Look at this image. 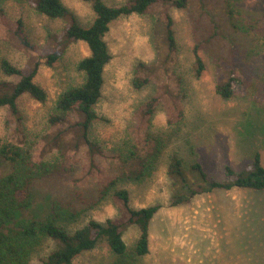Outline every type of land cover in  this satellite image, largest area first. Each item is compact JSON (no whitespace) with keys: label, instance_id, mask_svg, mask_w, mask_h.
Wrapping results in <instances>:
<instances>
[{"label":"rangeland","instance_id":"374dc122","mask_svg":"<svg viewBox=\"0 0 264 264\" xmlns=\"http://www.w3.org/2000/svg\"><path fill=\"white\" fill-rule=\"evenodd\" d=\"M84 25L94 20V12L83 0H62ZM118 6L128 0H104ZM188 0L185 9L160 4L145 15L132 14L110 25L105 40L112 53L106 68L103 97L97 111L100 120L95 136L105 157L97 163L105 174L123 177L121 188L129 190L131 206L159 205L150 227V252L135 254L139 229L127 226L123 236L128 256L118 258L102 241L98 247L78 256L73 264H264V191L215 190L197 195L190 203L172 205L173 181L168 174L171 157L178 154L186 169L199 161L212 178L226 179L225 167L240 172L250 167L257 153L264 166V0ZM4 19L0 25V61L8 59L29 75L37 61L41 63L34 81L48 93L41 104L29 95L18 100V113L0 108V138L35 155L41 137L50 131L49 115L58 97L69 87L83 83L77 68L89 56L82 42H61L60 59L47 65L41 55L57 43L50 35L64 33L66 22L39 14L32 0H0ZM230 5V6H229ZM234 8V15L230 9ZM174 19L178 49L169 51L165 43L166 15ZM22 20L24 34L39 47L31 52L23 47L18 35ZM205 63L201 77L196 76L194 50ZM140 64L148 85L136 89L133 80ZM244 80L232 98L224 99L217 86L228 81L231 68ZM0 68V81L16 82ZM181 82V83H179ZM164 87L177 89L182 96L184 117L174 124L164 106L157 108L151 131L139 128L138 110L150 99L160 96ZM182 89V91H181ZM160 142L163 152L153 164L151 174L142 181L126 178L136 167L131 153L146 154L153 142ZM131 156V157H130ZM75 160L76 170L67 177L50 179L33 189L35 210L43 207V216L55 199L83 202L82 198L100 189L102 177L92 174L85 151ZM0 163V174L7 169ZM97 190V191H98ZM99 199V198H96ZM85 209L78 226L89 219L105 223L121 216V209L108 197ZM25 212L24 218L30 217ZM53 244L45 242L41 257ZM35 256L33 264H43Z\"/></svg>","mask_w":264,"mask_h":264},{"label":"trees","instance_id":"16d2710c","mask_svg":"<svg viewBox=\"0 0 264 264\" xmlns=\"http://www.w3.org/2000/svg\"><path fill=\"white\" fill-rule=\"evenodd\" d=\"M32 1L39 14L66 22L64 33L50 35L49 40L57 43V46L53 45L50 50L41 54L47 65L52 66L60 59L65 50L60 44L64 41H67L66 45L82 41L87 45L90 54L77 65L78 70L84 74L83 83L69 87L56 100L48 118L50 131L41 137L35 155L0 138V163L8 166L0 174V264H33L35 256H39L43 264H73L78 256L95 249L102 241L107 242L115 256L120 259L126 258L128 247L123 231L130 225H135L139 229L135 254L148 255L151 222L160 206L133 208L130 204L129 190L119 186L123 177L105 174L97 163L99 158L106 156L100 140L95 136V125L100 120L97 107L103 97L106 68L112 60L105 36L110 30L111 23L119 18L132 14L145 15L160 4L185 9L188 0H128L118 6L109 5L104 0H83L90 4L95 14L89 25L82 24L78 16L62 0ZM232 1L225 2L232 4ZM3 12L0 2V14ZM230 15H234V8L230 9ZM3 19L4 16L0 15V25ZM166 20L165 43L169 51L174 52L178 49L174 19L167 14ZM22 23V20L17 23L21 45L31 52L39 51V47L31 43L24 34ZM198 51L196 47L194 50L196 76L201 77L205 63ZM40 65L41 63L37 61L32 72L25 75L22 69L8 59L0 61V68L5 76L18 78L14 83L0 81V108L8 107L14 114L18 113V100L23 95H29L41 104L48 102L47 91L34 81ZM145 69L146 65L138 66L133 80L136 89H141L150 82L147 73L142 75ZM243 82L232 67L228 81L218 85L216 90L224 99H230ZM175 90L177 89L164 87L160 96L153 97L139 108V128L146 125L148 131L151 129L152 120L161 105L168 114L170 124L183 119L182 96ZM149 140L154 143L151 133H147L146 136V141ZM83 151L87 155L91 169L89 174L97 170L102 177L100 189L89 194L86 200L82 198L85 191L78 195L84 207L75 204L76 201L55 199L50 203L49 211L43 216V207L35 210L33 189L50 179L58 180L72 174L76 170L73 159L77 163L76 157ZM162 152L160 142L155 141L153 149L146 154L131 153L132 159L136 161V167L127 173L126 178H133L136 181L146 179ZM225 173L226 179L217 181L210 176L201 162L196 161L186 169L184 160L178 154L173 155L168 166V174L173 181L172 205L190 203L197 195L215 190L264 191V166L259 153L255 155L250 167L237 172L231 166H226ZM108 197L120 207L121 216L109 218L105 223L92 218L85 225L78 226L85 210L83 208H92L99 200ZM25 212L32 215L24 218ZM45 242H50L53 246L44 257H41L40 252Z\"/></svg>","mask_w":264,"mask_h":264}]
</instances>
